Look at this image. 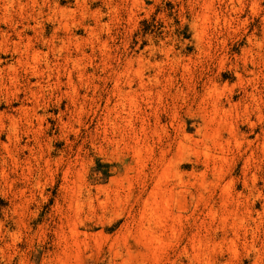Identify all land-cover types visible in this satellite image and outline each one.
Segmentation results:
<instances>
[{"label":"rangeland","instance_id":"rangeland-1","mask_svg":"<svg viewBox=\"0 0 264 264\" xmlns=\"http://www.w3.org/2000/svg\"><path fill=\"white\" fill-rule=\"evenodd\" d=\"M20 1L0 264H264V0Z\"/></svg>","mask_w":264,"mask_h":264},{"label":"bare ground","instance_id":"bare-ground-1","mask_svg":"<svg viewBox=\"0 0 264 264\" xmlns=\"http://www.w3.org/2000/svg\"><path fill=\"white\" fill-rule=\"evenodd\" d=\"M26 1V0H25ZM27 1H29V0H27ZM85 1V0H84ZM80 2V1H79ZM0 3H1V5H0V8H1V10L3 11L2 12V16H3V19L4 20H6L7 22L8 21H11L10 19H8L7 17H8V15L11 13V7H13V5H15L16 3H17V5L23 10V8L25 7L24 6V3L22 2V1H20V0H0ZM27 3H29V2H27ZM27 6H29V5H27ZM58 6V5H57ZM34 7V6H33ZM16 8H18L17 6H16ZM62 8V7H61ZM61 8H59V9H61ZM43 9V8H42ZM64 9V8H63ZM0 10V11H1ZM20 10V9H19ZM41 10V9H40ZM40 10H38L39 12H40ZM50 10H51V8H50ZM56 10V9H55ZM23 11H25V8H24V10ZM10 12V13H9ZM35 12V11H34ZM37 12V11H36ZM35 12V13H36ZM58 14L60 15V17H62V18H64L65 17V15L67 16V13H65V10H58ZM40 14V13H39ZM12 16V15H11ZM5 17V18H4ZM10 17V16H9ZM33 18V17H32ZM0 19H1V17H0ZM12 19V18H11ZM66 19V18H65ZM27 20V19H26ZM37 21V20H36ZM9 23V22H8ZM27 24V23H26ZM22 28H21V31H19V32H17L18 34H17V37H19L20 38V41L19 42H12L13 43V46L15 47H20V52H19V58L17 59V63L18 64H21V65H23V64H26V62H27V59H28V54H29V52H30V46H29V43H24V39H27L28 41H29V37H27V34H26V32L28 31V29L30 28V26H28V25H24V24H22V26H21ZM11 28V27H10ZM19 29V28H18ZM15 33V32H14ZM14 35H16V34H14ZM10 38H11V35H9V33H8V31H5V30H1L0 29V45L2 46V45H4V44H7V43H9L10 42ZM1 48V47H0ZM16 49V48H15ZM19 49V48H18ZM17 51V50H16ZM18 54V53H17ZM33 55V61H35V63H37L38 61V59L40 58V57H38L39 56V54L38 53H33L32 54ZM264 59V58H263ZM37 61V62H36ZM264 62V61H263ZM32 63V62H31ZM39 63V62H38ZM37 63V64H38ZM264 64V63H263ZM33 65V64H32ZM47 65H48V63H47ZM15 65H11V66H9L7 69L8 70H13V71H16V69H15V67H14ZM7 70V73L9 72ZM12 71V73H14ZM2 73V69H1V66H0V76L2 75V77H3V73ZM8 74H10V73H8ZM7 74V75H8ZM7 77V76H6ZM14 78V77H13ZM9 79H10V77H9ZM16 79V78H15ZM2 80V79H1ZM13 79H10V83H11V81H12ZM9 81V80H8ZM1 82V81H0ZM5 82V81H4ZM3 82V83H4ZM0 85H5V83L4 84H2V83H0ZM3 86H2V88H3ZM21 108V107H20ZM22 110L24 109V107L23 108H21ZM22 112H24V111H22ZM23 114V113H22ZM25 114V113H24ZM6 118H8L11 122H13L14 121V118L12 117V116H5V115H3V114H0V126H1V128L2 129H5V127H6V125H5V119ZM13 128V127H12Z\"/></svg>","mask_w":264,"mask_h":264}]
</instances>
